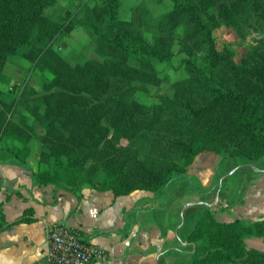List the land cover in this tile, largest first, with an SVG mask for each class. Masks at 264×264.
Here are the masks:
<instances>
[{
	"label": "trees",
	"instance_id": "1",
	"mask_svg": "<svg viewBox=\"0 0 264 264\" xmlns=\"http://www.w3.org/2000/svg\"><path fill=\"white\" fill-rule=\"evenodd\" d=\"M57 1L0 0V82L10 56L43 73L37 87L23 81L0 88V142L18 141L5 150L27 168L29 142H39L36 182L118 197L164 191L204 151L239 165L241 173L261 167L264 0H171L156 19L143 1L136 19L120 17L121 0L47 14ZM78 26L92 33L100 58L71 63L55 47ZM220 27L239 39L254 34L239 61L232 44L218 47ZM175 45L184 54L176 66ZM169 68L184 74L172 81L170 94L151 95ZM141 94L156 100L147 104ZM194 207L187 240L195 250L179 264H264V249L246 245L248 237L264 240V218L220 221L212 206Z\"/></svg>",
	"mask_w": 264,
	"mask_h": 264
},
{
	"label": "crops",
	"instance_id": "2",
	"mask_svg": "<svg viewBox=\"0 0 264 264\" xmlns=\"http://www.w3.org/2000/svg\"><path fill=\"white\" fill-rule=\"evenodd\" d=\"M33 140L26 159L29 168L5 150L14 144L12 140L0 142V264L45 261L48 232L60 223L78 228L87 243L104 249L106 259L89 264H179L191 252L187 237L198 215L194 204L212 206L222 221L264 218V162L240 172L248 175L241 191L239 178L234 180L235 187L233 175L219 180L227 170L226 162L218 166L222 156L204 151L181 178L185 189L171 182L162 192L138 190L114 197L111 191L88 186L74 193L36 182L32 172L39 167L40 145L34 150ZM192 190L205 196L191 199Z\"/></svg>",
	"mask_w": 264,
	"mask_h": 264
},
{
	"label": "rangeland",
	"instance_id": "3",
	"mask_svg": "<svg viewBox=\"0 0 264 264\" xmlns=\"http://www.w3.org/2000/svg\"><path fill=\"white\" fill-rule=\"evenodd\" d=\"M86 1L89 4H93L97 0H58L56 5L46 9V13L52 14V16L55 17H57L61 13L64 14L67 11L73 13L79 4H82L83 2ZM142 1L145 2L146 8L149 11L150 19L159 18L163 13H165L171 7V0H121L120 10H119L120 17L124 19H136L137 16L136 7ZM144 30H145V34L150 36V32H151L150 29L144 28ZM214 36L217 41L218 47H222L225 43L232 44V49L234 50V54H235L234 58L236 61H239L245 54L247 46L252 42L253 39L252 37L254 36V34L247 36L245 39H239L235 35L232 29L227 27H220L214 31ZM55 47H57L58 51L71 63L80 62L88 58H100L94 52V48H93L94 36L88 29L84 27H79V26L75 27L68 35L61 36L58 39V41L55 43ZM177 49L178 46L175 45L174 46L175 55L172 59L175 66L178 65L179 59L184 56V54L178 53ZM3 74H4V79L0 82V88L4 90H7L11 85L15 83L20 84L23 81H26L29 84L37 87L41 83V75H43V73L36 71L32 68V64L30 63V61L21 58L20 56H10V58L8 59L5 65ZM44 74L47 75L48 77L51 76L50 72L47 71L44 72ZM165 74L166 77L160 86L158 87L151 86L149 88V92L151 95L155 93L170 94L172 81L183 76L184 72L181 69L169 68ZM139 99L147 104L152 103L153 101L156 100L154 96H150L148 94H141L139 96ZM32 142H33L32 148L34 150L35 148H39V142L37 140H33ZM12 143L18 144V141L12 140ZM221 159L222 160L218 165L219 168L224 162H226L227 170L219 180H222L223 182L225 177L228 178L230 175H233L231 181H234L235 179L239 178L240 179L239 188L241 189V191L244 190L245 182L247 181L248 175L247 174L240 175L239 171L233 174L232 171L238 169L239 165L233 167V165H231L226 158L221 157ZM197 169H199V172L201 173V167H198ZM181 178L182 177L172 181L173 182L172 185H175L179 188L182 187L185 189L187 184L183 183ZM235 185H236V181H234V184L232 186L235 187ZM190 187L192 189L191 184ZM194 192L195 190H192L190 192L191 194H193V197H191V199L199 198L198 200H200L205 196L203 195L202 197L201 194ZM246 245L248 247L264 249V240L259 238L257 239L255 238L254 240L246 239ZM187 249L194 251L195 250L194 244L190 243V247Z\"/></svg>",
	"mask_w": 264,
	"mask_h": 264
},
{
	"label": "built area",
	"instance_id": "4",
	"mask_svg": "<svg viewBox=\"0 0 264 264\" xmlns=\"http://www.w3.org/2000/svg\"><path fill=\"white\" fill-rule=\"evenodd\" d=\"M48 240L46 260L39 264H89L94 259L104 261L107 257L104 249L87 243L76 227L55 224L48 232Z\"/></svg>",
	"mask_w": 264,
	"mask_h": 264
},
{
	"label": "water",
	"instance_id": "5",
	"mask_svg": "<svg viewBox=\"0 0 264 264\" xmlns=\"http://www.w3.org/2000/svg\"><path fill=\"white\" fill-rule=\"evenodd\" d=\"M250 165V164H249Z\"/></svg>",
	"mask_w": 264,
	"mask_h": 264
}]
</instances>
